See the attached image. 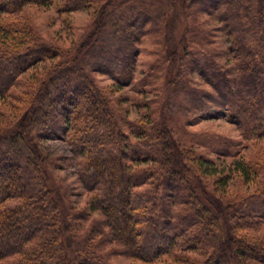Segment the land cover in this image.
Returning <instances> with one entry per match:
<instances>
[{
    "label": "trees",
    "instance_id": "obj_1",
    "mask_svg": "<svg viewBox=\"0 0 264 264\" xmlns=\"http://www.w3.org/2000/svg\"><path fill=\"white\" fill-rule=\"evenodd\" d=\"M43 8L88 9L93 21L58 44L27 15ZM200 8L216 9L232 64L196 33L169 32L178 9L190 17ZM145 35L158 49L136 80ZM193 72L208 87L193 86ZM151 79L157 92L131 103L143 108L131 119L130 97L112 93H147ZM174 87L189 104L183 123L169 108ZM12 101L18 113L0 126V264H264V237L251 233L264 222V0H0V105ZM199 105L230 113L239 136L184 139ZM51 138L79 160L81 213L53 185L41 145ZM235 180L254 189L229 196Z\"/></svg>",
    "mask_w": 264,
    "mask_h": 264
},
{
    "label": "rangeland",
    "instance_id": "obj_2",
    "mask_svg": "<svg viewBox=\"0 0 264 264\" xmlns=\"http://www.w3.org/2000/svg\"><path fill=\"white\" fill-rule=\"evenodd\" d=\"M205 8H200L194 18V16H186L185 12H181L179 9L177 10V25L176 27L169 29V32H175L178 30L177 27H181V31L185 32L186 30L189 32L196 33V37H194L193 41L196 44L202 45L204 50L208 51L210 49V54L220 61L226 62L227 64H232L231 62V52L229 50L230 40L227 37L228 35L221 28L222 23L215 14L217 13L216 9H212V12L205 11ZM31 22L38 27L41 35L46 39L56 42L62 45H71L73 40L80 38L87 30L91 27V23L93 21V13L88 9H79L72 13L66 15H59L53 8H43L40 10H35L27 14ZM188 25V26H187ZM180 33V32H179ZM151 35H145L139 46L141 49V54L139 57V67L137 69L136 77H143L144 72L142 74L143 69H145V65L155 59L153 53H151L156 47L154 43V39ZM233 59V58H232ZM145 66V67H144ZM33 71L29 72L22 76V81H27V79H33L32 77ZM97 79L101 83L102 86L109 88L113 86V79L107 74H97ZM191 84L198 89H202L206 86L201 77L193 72L191 75ZM161 82V80H159ZM158 84L153 81V79L149 80L147 85L144 86L146 88L147 93L139 94L134 89L136 86H127V87H118V92L112 93V96L123 95L130 97L128 103L123 104L125 107H129V116L131 119H135L138 117V113L142 111L143 108L136 107L132 102H135L136 99L146 98L152 99L156 94L155 86ZM21 87L14 89V93H18ZM117 90V89H116ZM171 100L170 111L177 116V118L181 120V113L189 112L188 107L189 104L183 101L181 92L179 89H173L170 94ZM133 100V101H132ZM137 102V101H136ZM11 104H2L0 105V126L5 122L6 119L9 118L10 115L16 116L18 111L13 107L15 104L14 101L10 102ZM195 112H197L198 118H195L196 121H190L192 123L185 124L187 130L185 131L187 135L184 139H192L198 141V137H201L206 141L208 138L207 135L213 133L215 135H222L231 138H237L240 134V127L233 123L230 120V113H226V110L220 109L216 110V108H212L210 111L202 109V106H195ZM199 113V114H198ZM3 115V116H2ZM192 116V115H191ZM185 119H182L181 122H185ZM214 139V138H213ZM192 143L190 141V145L192 144V148L199 151L200 153H205L210 157H216L217 154L211 151V147L208 143H204L200 145L198 142ZM264 144V142L262 143ZM41 145L44 147L47 153L51 155L52 166L51 171L54 176L51 180L54 182L53 185L56 184L57 187L61 190L68 200V203L71 207H75V211H82L86 206L87 196L85 190L82 187L81 182L78 179V168H79V160L76 159L70 148L68 143L59 138H51L41 140ZM218 158V157H217ZM231 159L222 157L219 159L217 163L228 165ZM52 174V173H51ZM61 186V188H60ZM228 195L235 196L246 194L251 192L254 189V185L251 184L249 187L238 180L232 181L230 186L228 187ZM81 213V212H80ZM89 223L85 224V228L83 230H87ZM254 236H262L264 237V222L260 224L254 231L251 232ZM116 264H131L130 260L124 259L122 257H114L113 259Z\"/></svg>",
    "mask_w": 264,
    "mask_h": 264
}]
</instances>
